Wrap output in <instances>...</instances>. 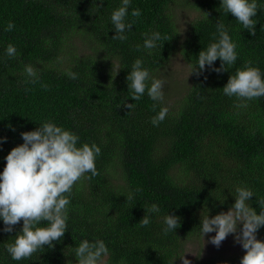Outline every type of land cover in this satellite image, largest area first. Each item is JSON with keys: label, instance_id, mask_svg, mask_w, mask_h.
<instances>
[{"label": "trees", "instance_id": "1", "mask_svg": "<svg viewBox=\"0 0 264 264\" xmlns=\"http://www.w3.org/2000/svg\"><path fill=\"white\" fill-rule=\"evenodd\" d=\"M228 212L258 247L197 264H264V0H0V264H182Z\"/></svg>", "mask_w": 264, "mask_h": 264}, {"label": "rangeland", "instance_id": "2", "mask_svg": "<svg viewBox=\"0 0 264 264\" xmlns=\"http://www.w3.org/2000/svg\"><path fill=\"white\" fill-rule=\"evenodd\" d=\"M176 23L180 33L181 45L189 29L190 23L199 17V11L189 7H175ZM75 47L72 52L81 54L91 53L92 44L82 39L73 41ZM93 53V52H92ZM193 79L191 66L184 60L180 50L174 52L170 62L161 70L155 78V87L167 104V109L175 111ZM258 247L256 238L244 217L233 212L226 214V222L223 226L192 237L186 242L182 264H197L198 262H210L212 260H230L232 258L246 256ZM106 258L98 264H104Z\"/></svg>", "mask_w": 264, "mask_h": 264}]
</instances>
